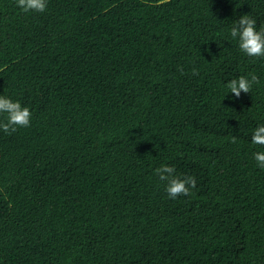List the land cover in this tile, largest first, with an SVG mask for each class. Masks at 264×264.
Here are the masks:
<instances>
[{"label":"trees","instance_id":"16d2710c","mask_svg":"<svg viewBox=\"0 0 264 264\" xmlns=\"http://www.w3.org/2000/svg\"><path fill=\"white\" fill-rule=\"evenodd\" d=\"M246 14L259 30L264 0H0V95L32 114L0 131V264H264V58L230 36Z\"/></svg>","mask_w":264,"mask_h":264},{"label":"clouds","instance_id":"9594fccd","mask_svg":"<svg viewBox=\"0 0 264 264\" xmlns=\"http://www.w3.org/2000/svg\"><path fill=\"white\" fill-rule=\"evenodd\" d=\"M168 0H157V6L167 3ZM16 7L24 13L35 12L43 13L47 9V0H15ZM230 36L237 41L240 51L247 57L264 58V26L259 30L256 28V20L249 14L242 15L230 30ZM7 66L5 65V68ZM0 68V71H3ZM193 75L198 72L193 71ZM259 78L250 74L239 76L230 80L226 87L235 98L239 99L241 93L249 94L254 84H259ZM0 131L5 134H12L19 128L31 126L32 114L28 107H22L21 104L14 102L10 98L0 95ZM232 143H236V137H232ZM253 145L264 148V125H259L253 131L251 136ZM253 159L260 169H264V151H258L253 154ZM176 169L172 166L162 165L155 170L158 179L166 183L165 191L168 198L175 200L180 196H189L191 189L196 187L195 177H179L175 174Z\"/></svg>","mask_w":264,"mask_h":264}]
</instances>
